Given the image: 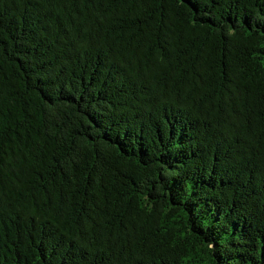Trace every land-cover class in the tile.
Here are the masks:
<instances>
[{"label": "trees", "instance_id": "trees-1", "mask_svg": "<svg viewBox=\"0 0 264 264\" xmlns=\"http://www.w3.org/2000/svg\"><path fill=\"white\" fill-rule=\"evenodd\" d=\"M0 264H264V0H0Z\"/></svg>", "mask_w": 264, "mask_h": 264}]
</instances>
